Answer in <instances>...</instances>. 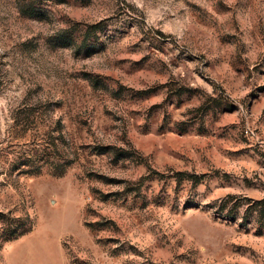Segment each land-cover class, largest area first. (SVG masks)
Segmentation results:
<instances>
[{"label": "rangeland", "instance_id": "obj_1", "mask_svg": "<svg viewBox=\"0 0 264 264\" xmlns=\"http://www.w3.org/2000/svg\"><path fill=\"white\" fill-rule=\"evenodd\" d=\"M0 264H264V0H0Z\"/></svg>", "mask_w": 264, "mask_h": 264}, {"label": "trees", "instance_id": "obj_2", "mask_svg": "<svg viewBox=\"0 0 264 264\" xmlns=\"http://www.w3.org/2000/svg\"><path fill=\"white\" fill-rule=\"evenodd\" d=\"M261 205L260 203H256V206ZM233 219H236L235 217Z\"/></svg>", "mask_w": 264, "mask_h": 264}]
</instances>
